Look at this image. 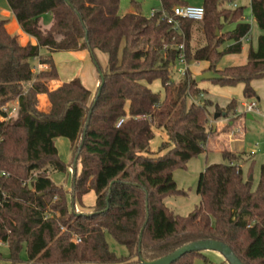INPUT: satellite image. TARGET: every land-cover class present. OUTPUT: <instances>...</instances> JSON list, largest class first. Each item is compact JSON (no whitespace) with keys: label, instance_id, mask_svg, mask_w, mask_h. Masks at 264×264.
<instances>
[{"label":"trees","instance_id":"1","mask_svg":"<svg viewBox=\"0 0 264 264\" xmlns=\"http://www.w3.org/2000/svg\"><path fill=\"white\" fill-rule=\"evenodd\" d=\"M232 1L203 0L198 25L178 19L175 29L161 11L146 16L134 0V11L124 14L119 0H6L21 31L36 43L21 45L0 19V243L8 248L6 258L0 253V264H136L199 240L225 243L244 264H264V160L253 190L242 173L251 157L224 150L223 162L199 174V204L190 214L176 215L163 203L166 195L183 193L172 171L206 152L214 135L212 102L201 96L205 91L195 76L187 68L177 81L172 78L178 46L183 44L187 64L205 61L207 70L219 73L212 83H242L243 97L257 99L250 83L264 78V0L249 3L260 35L256 48L248 49L247 62L216 69L223 55L241 52V41L250 34L243 8L225 6ZM160 4L170 14L186 3ZM44 14L51 17L47 27L41 23ZM194 27L202 39L197 46L191 44ZM81 50L96 66L94 95L77 77L49 90L48 83L58 79L52 54ZM94 50L107 55L104 67ZM35 59L45 69L34 71ZM154 81L162 93L150 88ZM43 93L50 102L46 112L38 108ZM12 107L16 110L7 118ZM213 107L226 117L236 112L237 101ZM156 129L167 139L152 151ZM59 137L68 139L72 162L60 159ZM70 168V189L49 178ZM89 191L94 205L76 212ZM107 234L127 249L126 255L109 249ZM196 259L217 264L199 251L173 264Z\"/></svg>","mask_w":264,"mask_h":264},{"label":"rangeland","instance_id":"2","mask_svg":"<svg viewBox=\"0 0 264 264\" xmlns=\"http://www.w3.org/2000/svg\"><path fill=\"white\" fill-rule=\"evenodd\" d=\"M140 4L141 12L148 16L150 12L151 6L158 7L159 2L157 0H134ZM186 4L188 5H194L199 6L202 5L203 0H184ZM250 0H233L230 3H226L225 6L231 9H234L235 7H242L243 8V18L246 22L250 24V38L247 41V45L253 44L255 46L256 40L258 37V27L251 16L250 12ZM134 11L131 0H119V13L124 14L127 12ZM46 16V17H45ZM45 18H50L49 14H44L42 16V24L43 26H46ZM195 25H198V21H195ZM231 25H226L225 28L231 27ZM192 34L194 35L195 42L199 41L198 32L196 31L195 27L192 30ZM192 46H194V42L192 41ZM94 57L98 64L101 67H104L107 63V55L103 52H100L98 50H94ZM84 57L81 58V53H71V52H60L56 56L58 57H65V60L61 61L57 60V63L55 64L59 77L65 78V75L67 74L70 69H75L80 71L81 74L85 75L88 78L87 86L90 87L87 88L90 91H93L94 88V78H92V71L95 72L94 76L95 78H98V74L96 71V66L94 63L93 58L91 57L90 53L85 50L84 51ZM72 62V63H71ZM183 66L179 63H175V65L172 67V78L173 80L177 81L181 77V70ZM67 77V76H66ZM77 78H79V75L77 74ZM65 82V81H63ZM208 83L209 81H205ZM82 83V82H81ZM83 84V83H82ZM258 85V93L260 97V113L254 115L253 120H245V131L247 135L246 143L244 146L245 151L248 153H251L252 160L253 161H246L242 166V173L243 177L246 179L251 180V188L254 190L258 184L259 179V173H260V165L264 160V152L263 148L264 146H260L258 143V140L260 141L263 138V134L260 133L261 122L263 119L264 114V80L257 83ZM220 86V85H219ZM152 90L156 92H160V82L154 81L151 84ZM233 88H236L234 85ZM95 91L92 92V96L94 95ZM208 99L212 102V107L215 105H218L219 107L226 106L227 102H225L224 98L221 95H215V94H209L207 95ZM233 97L238 100V94H234ZM92 98V97H91ZM240 98V97H239ZM214 108V107H213ZM239 107V102H237V108ZM214 112V111H213ZM211 118V117H210ZM233 132L236 133L235 128L233 129ZM160 141V133H155L154 138L150 142V146L157 149ZM55 145L58 150L59 157L62 161L65 163L72 162L73 155L70 153L69 150V141L68 139L64 137H59L56 139ZM231 148H234L233 146H230ZM223 162V157L220 152L218 151H211L207 153L199 154L193 158H191L183 168H176L172 171V176L174 181L176 182L177 188L181 190L183 193H172L168 194L164 197L163 203L164 205L172 211L174 214L179 216H187L190 214L194 208L199 204V196L196 193V187L198 182L199 174L204 170V167L209 164L213 163H219ZM72 173L73 168L68 169V172H52L49 174V178L57 185H61L64 189H70L71 185V179H72ZM69 205H70V199H68ZM95 202V194L93 191H89L82 197V204L86 207L92 206ZM89 209L84 208L81 206V209H76V212H87ZM106 241L109 246V249L114 252L116 255H126L127 249L116 242L112 236L106 235ZM0 253L2 254L3 258H6L8 256V248L6 244L2 243L0 244ZM203 255L211 262V263H217V264H228V262L224 259V257L215 251H203ZM20 256L22 259L25 258L26 253L25 249L23 248ZM194 264H206L202 261V259H196L194 261Z\"/></svg>","mask_w":264,"mask_h":264},{"label":"crops","instance_id":"3","mask_svg":"<svg viewBox=\"0 0 264 264\" xmlns=\"http://www.w3.org/2000/svg\"><path fill=\"white\" fill-rule=\"evenodd\" d=\"M152 7H157V5L156 6L153 5V6H151V8ZM148 16H149V14H148ZM49 17H50V15H49ZM0 19H3L6 21L7 31L10 34L15 35L21 45H25L27 43H31V44L36 43V41L33 37H30L21 31V29H20V27H19V25L15 19V16L13 15L12 11L10 10L6 0H0ZM41 20H42V17H41ZM50 22H51V17L45 18V23H46L45 27L49 26ZM232 27H233V25L231 27H228L225 29H231ZM250 33H251V30H250ZM259 35H260V31H258V36ZM193 36L194 35L192 34L194 46H197L202 41V39L200 37V34L198 33L199 41L195 42ZM249 38H250V34L245 39H242V41H241L242 45H241V52L240 53L223 55L219 59L218 63L216 64V69L221 70V69L228 67V66H238V65L245 64L247 62V55H248L249 47H252L255 49L256 45H257V40H256L255 46L253 44H250L248 46L247 41L249 40ZM84 51L85 50L75 51L73 53H77V54L81 53L82 54L81 58H83L85 55ZM40 53L44 54V53H46V50L41 49ZM58 53H60V52H58ZM58 53L52 54V58H53L54 63L56 64L57 60L61 61L62 63H65V62H63V60H65V57H58V58L56 57V56H58L57 55ZM32 64L34 65L33 67L38 66L39 65L38 60H36V59L33 60ZM208 66H209L208 62L194 61V62H191L190 64H188V69L190 70V72L192 73L193 76H196V75L202 73L203 71H206ZM44 69H45V66H44ZM77 74L79 75V80L83 83V85L90 89V87L86 85L88 78L85 75L81 74L79 69L75 70L74 68L70 69V71L67 72V74L65 75V78H63V79L60 78L59 74H58V79L50 81L48 83V89L54 90L55 88L59 87L63 83V81L67 82V81H70L71 79L77 77ZM94 74H95V72L92 71L91 75H92V78H94V81H93L94 88H93V91H91V92H94L96 90V87L98 84V78H95ZM263 80H264V78L255 79V80H252L250 83L251 86L253 87V89L256 91V94H257L256 110L253 112H250V113L245 112V110H244V105L251 100L245 99L243 97V95H242L243 84L242 83L236 84L235 85L236 88H233V86H219L218 84L212 83L211 81H209L208 83H206L205 81L199 83V87L205 91V93L202 95L204 98L208 99L207 95H209V94L221 95L224 98L225 102L228 103L230 100L235 99L233 97L234 94H236V95L238 94V100H236V99L235 100L237 102H239V107H240V109H236V112L234 114L230 113L226 117L224 115H219L216 112L214 113L213 112L214 108L212 106L209 108V111L211 114V118H210L209 122H210V125L212 126V128L214 130V135L208 140L207 150L205 153L211 152V151H218L221 153L222 151L227 150V151H231V152H235V153L248 154L252 159L251 153H248L244 149L246 139H247L246 131L244 128L246 124L244 121L246 119L247 120H253L254 115L260 113L259 103H260L261 99L259 97V93L257 90V88H258L257 83H259L260 81H263ZM150 88H151V85H150ZM160 89H161L160 93H162V88H160ZM38 108H39V110H42L45 112L50 109V102H49V99L45 93L38 95ZM262 117L264 119V114ZM234 128H235L236 133L233 132ZM259 129H260V133L263 134V138L260 141L258 140V143L260 144V146H264V120H262L261 127L258 128V130ZM155 133H160L159 143L161 141L167 139V136L163 130L156 129V130H154V135H155ZM230 146H233L234 148H231ZM150 149L152 151H155V148H153L151 146H150ZM69 150H70V144H69ZM263 152H264V148H263ZM92 206L86 207L83 205V207L87 208V209H89ZM76 209H81V206L76 205ZM0 244H2V243H0Z\"/></svg>","mask_w":264,"mask_h":264},{"label":"water","instance_id":"4","mask_svg":"<svg viewBox=\"0 0 264 264\" xmlns=\"http://www.w3.org/2000/svg\"><path fill=\"white\" fill-rule=\"evenodd\" d=\"M217 33L218 30H216V34ZM220 78L221 76L219 75L218 72L206 70L196 75L195 81L197 83H200L203 81L218 80ZM97 95H99V90L97 92ZM76 162H77V155L75 156L74 164H76ZM192 251H199V252L215 251L220 253L224 257V259L228 262V264H244L233 253V251L228 245H226L221 241H216V240H199V241L191 242L189 244L179 247L178 249H176L175 251H173L172 253L166 256L151 261L141 259L140 262L136 264H173L181 256Z\"/></svg>","mask_w":264,"mask_h":264},{"label":"built area","instance_id":"5","mask_svg":"<svg viewBox=\"0 0 264 264\" xmlns=\"http://www.w3.org/2000/svg\"><path fill=\"white\" fill-rule=\"evenodd\" d=\"M157 1L159 2L158 7H152L150 9L149 15L152 16V15H154V13L161 11L162 17L166 20V22L168 24H170L175 29H177L179 27L178 19H189V20H193V21H201L203 19L204 9H203L202 5H199V6L188 5V4L177 5L172 9V12L170 14H167L162 10L160 0H157ZM178 50H179V52L177 55L176 62L183 66L181 73H180L182 76L184 74L185 70L188 68V64L185 61L183 44H180L178 46ZM33 69H34V71L43 70L44 65L39 63V65L34 67ZM3 110H5V108H3ZM15 110H16V108L12 107L8 111L7 118L12 116V114L15 112ZM244 110H245V112H249V113L255 111L256 110V101L251 100V101L247 102L244 105ZM122 122H123V119H120L117 123V126L120 125ZM79 240L80 239L78 237H75V241H79Z\"/></svg>","mask_w":264,"mask_h":264}]
</instances>
